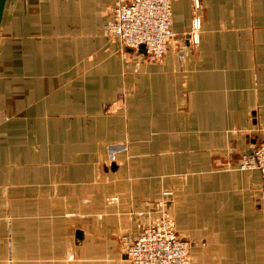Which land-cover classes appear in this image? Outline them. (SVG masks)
<instances>
[{
	"label": "crops",
	"instance_id": "1",
	"mask_svg": "<svg viewBox=\"0 0 264 264\" xmlns=\"http://www.w3.org/2000/svg\"><path fill=\"white\" fill-rule=\"evenodd\" d=\"M194 2L148 62L105 33L119 0H7L0 264H130L162 200L189 264H264L262 177L238 167L264 135V0Z\"/></svg>",
	"mask_w": 264,
	"mask_h": 264
},
{
	"label": "built area",
	"instance_id": "2",
	"mask_svg": "<svg viewBox=\"0 0 264 264\" xmlns=\"http://www.w3.org/2000/svg\"><path fill=\"white\" fill-rule=\"evenodd\" d=\"M174 0H119L113 18L105 25L108 36L118 38L123 45L138 48L144 45L149 62L162 61L175 37L173 29ZM195 0V9L199 8ZM201 20H191V38L199 42ZM241 170H258L261 191L264 193V135L259 145L244 154L239 162ZM158 217L151 220L135 239H125L126 256L130 264H188L190 246L178 235L176 222L166 210V201L159 203Z\"/></svg>",
	"mask_w": 264,
	"mask_h": 264
},
{
	"label": "water",
	"instance_id": "3",
	"mask_svg": "<svg viewBox=\"0 0 264 264\" xmlns=\"http://www.w3.org/2000/svg\"><path fill=\"white\" fill-rule=\"evenodd\" d=\"M6 4H7V0H0V28L3 20ZM139 52L146 54L144 45H141L139 47Z\"/></svg>",
	"mask_w": 264,
	"mask_h": 264
},
{
	"label": "rangeland",
	"instance_id": "4",
	"mask_svg": "<svg viewBox=\"0 0 264 264\" xmlns=\"http://www.w3.org/2000/svg\"><path fill=\"white\" fill-rule=\"evenodd\" d=\"M109 37V36H108ZM112 38H114V37H111V39ZM112 40H115V39H112ZM126 46V45H125ZM141 46V45H140ZM139 46V47H140ZM126 47H128V46H126ZM139 47L138 48H132V47H128V48H131V49H133V51H135V52H137V51H139ZM145 47V46H144ZM145 51H146V49H145ZM145 58H146V54H145ZM146 60H147V58H146ZM148 61V60H147ZM149 62V61H148ZM178 232V231H177ZM178 235H179V233H178ZM180 236V235H179ZM181 237V236H180ZM182 238V237H181ZM124 239H126V238H124ZM184 239V238H183ZM185 241H187L188 243H189V246H190V242L188 241V240H186V239H184ZM191 247V246H190ZM127 257V256H126ZM189 262H190V253H189ZM189 262H188V264H189ZM130 263V262H129Z\"/></svg>",
	"mask_w": 264,
	"mask_h": 264
}]
</instances>
